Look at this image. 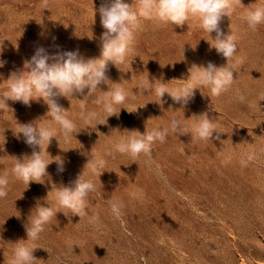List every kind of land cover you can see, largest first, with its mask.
Listing matches in <instances>:
<instances>
[{
  "label": "rangeland",
  "instance_id": "374dc122",
  "mask_svg": "<svg viewBox=\"0 0 264 264\" xmlns=\"http://www.w3.org/2000/svg\"><path fill=\"white\" fill-rule=\"evenodd\" d=\"M128 2L139 10L138 0ZM101 3L0 0V40H4L0 59L6 61L0 68V95L8 88L10 73L22 70L37 47L49 53L79 50L85 58L99 57L104 31L98 12ZM256 6H264V0L234 3L233 14L221 22L224 33L231 31L236 37L237 53L232 59L234 81L220 97L201 88L204 96L196 90L194 100L183 108L168 94L163 97V110L156 103L154 89L160 83L156 80L173 91L184 83L176 79H187L193 64L226 63L209 49L206 40L211 37L199 18L190 16L183 26L141 17L133 26L136 40L126 62L118 66L120 70L109 64L110 80L127 93L125 103L117 108L133 111L146 104L133 113L122 108L119 117L111 116L107 124L92 130L83 116L96 111L99 116L92 124L101 123L107 117L102 104L82 101L79 95L60 97L67 118L81 130L65 140L59 125L46 115L42 99L32 101L30 107L8 101L14 112L0 113V140L3 132L6 138L0 174L9 179L8 195L0 199V264H8L14 243L27 240L24 226L37 200L43 204L48 194L47 204L55 208V187L74 181L90 156L103 158L106 171L100 182L91 169H84L85 179L96 183V191L88 197V215L72 216L70 221L57 213L35 242L36 264H264V24L252 30L245 18ZM100 89L107 91L108 86L102 84ZM101 91L96 95L103 101ZM202 112L214 119L220 140L170 133L164 143L153 144L150 155L141 154L135 162L129 155L109 154L127 136L125 129L144 133L146 128L168 127L173 118L190 129L195 120L189 118ZM34 121L57 131L58 141L53 138L47 151L64 159L65 170L58 172L52 163L45 183L33 182L27 188L12 174L11 157L31 155L33 149L13 131L17 122ZM138 190H143L142 197L132 195ZM110 199L123 204V224L113 217ZM93 215L98 220L90 223Z\"/></svg>",
  "mask_w": 264,
  "mask_h": 264
},
{
  "label": "clouds",
  "instance_id": "9594fccd",
  "mask_svg": "<svg viewBox=\"0 0 264 264\" xmlns=\"http://www.w3.org/2000/svg\"><path fill=\"white\" fill-rule=\"evenodd\" d=\"M234 3L242 4V0H138L139 10L136 11L128 0H102L98 12L104 31L100 36L99 57L85 58L79 50H57L55 53H49L44 47H37L31 58L24 61L23 69L11 72L6 80L8 88L0 95V113L14 112L9 107V100L21 102L30 107L32 101L42 99L48 108L46 115L50 117V122L54 121L59 125L65 140L81 130L78 131L76 124L67 118L68 110L58 103L60 97L68 99V97L79 95L83 97L80 99L82 101L102 104V109L107 117L101 123L94 126L92 124L99 116L96 111H89L83 116L88 127L92 130H95L98 124H107V118L111 116L119 117L123 107L118 109L117 106L125 103L127 93L120 83H113L110 80L107 72L110 63L119 69L118 66L124 64L129 54L134 50L136 35L133 26L139 22L141 17L175 26L187 24L190 16L198 17L203 31L211 37L210 40L205 39L209 44V49H215L216 53L226 60V63L220 66L213 62H208L206 65L193 64L188 69L187 79H176L184 83L173 91L167 88V83L156 80L160 82L159 86L154 89L159 98L156 103L161 106V109L163 110L165 103L163 100L165 94H168L175 103L181 104L182 108L194 100L196 90L201 92V88H207L212 96L220 97L229 90L234 81L235 70L232 59L237 53L236 37L231 31L225 34L220 27L223 18L233 14ZM245 18L248 27L256 30L259 25L264 24V6L250 7ZM14 46L18 50L17 42ZM191 47L195 51L197 44ZM3 50L4 40H0V55ZM182 51L184 52V46ZM5 63L6 61L0 59V68L4 67ZM164 66L166 65L161 67ZM102 84L108 86L107 91H101L100 85ZM113 84L116 87H110ZM85 90H87V94H85ZM98 91L104 93L103 101L97 97ZM201 95L204 96L202 92ZM240 99L244 98L241 96ZM145 106L146 104L133 111L123 109L133 113L138 108ZM193 118L195 123L190 126V129L176 118L170 121L168 127H153L151 130L146 128L144 133L139 130L125 129L123 132H126L127 136L115 143L114 151H110L109 154L129 155L135 162L141 154L150 155L153 144L164 143L170 133L179 136L191 134L193 138L203 141L220 140V133L217 132L214 119L209 117L208 112L193 114L189 119ZM37 121L26 124L17 122V130L13 131L17 139H20L22 134L24 143L33 149L31 155H24L20 158L11 157L15 162L12 174L17 180L27 185V188L33 182L44 184L45 177L49 176L48 166L52 163H56L58 172L62 173L65 170L64 159L59 155L52 157L47 151L53 138L57 140V131L41 127L36 123ZM100 134L97 132L98 136ZM5 143L6 138L3 132L0 151L4 150ZM46 154L49 159H45ZM85 168L91 169L99 179L106 171V161L103 158L90 156L84 165ZM84 169L69 185L61 184L55 187V208L47 204L48 194L44 198L43 204L37 200L34 209L31 210L28 222L24 226L27 240L14 243L16 247L8 264H36L39 259L34 256V251L38 249L35 242L40 239L45 225L49 224L57 216V213H63L70 221L72 216L81 218L88 215L87 201L89 195L96 191V183L93 180L85 179ZM8 185V176L0 174V199L8 195ZM132 195L142 197L144 193L143 190H138ZM108 203L113 217L123 224V204L115 199H110ZM97 220L98 217L95 215L89 218L90 223H95ZM21 241L25 243H21ZM27 241L33 243L29 245L26 243Z\"/></svg>",
  "mask_w": 264,
  "mask_h": 264
}]
</instances>
